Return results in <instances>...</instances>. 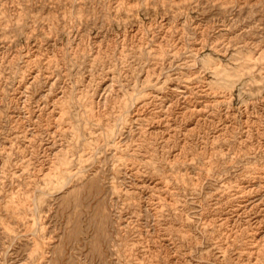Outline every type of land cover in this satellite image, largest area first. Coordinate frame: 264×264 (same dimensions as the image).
<instances>
[{"label": "rangeland", "instance_id": "obj_1", "mask_svg": "<svg viewBox=\"0 0 264 264\" xmlns=\"http://www.w3.org/2000/svg\"><path fill=\"white\" fill-rule=\"evenodd\" d=\"M0 264H264V0H0Z\"/></svg>", "mask_w": 264, "mask_h": 264}]
</instances>
